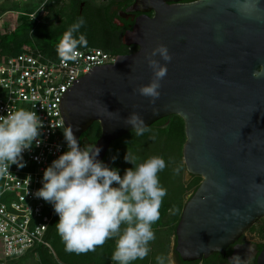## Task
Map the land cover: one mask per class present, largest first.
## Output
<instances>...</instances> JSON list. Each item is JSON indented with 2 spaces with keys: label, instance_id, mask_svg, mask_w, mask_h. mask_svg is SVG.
Masks as SVG:
<instances>
[{
  "label": "water",
  "instance_id": "95a60500",
  "mask_svg": "<svg viewBox=\"0 0 264 264\" xmlns=\"http://www.w3.org/2000/svg\"><path fill=\"white\" fill-rule=\"evenodd\" d=\"M179 1L134 0L129 11L140 15L122 43L137 50L73 81L61 95L59 113L78 142L99 124V161L112 142L134 131L126 124L131 113L147 128L180 117L182 162L186 174L201 181L182 207L169 264H178L175 254L189 263L225 255L230 246L227 263L239 255L247 264H264V245L258 252L244 236L264 218V0ZM159 44L172 60L154 57L168 71L153 105L135 89L150 83L145 54Z\"/></svg>",
  "mask_w": 264,
  "mask_h": 264
},
{
  "label": "clouds",
  "instance_id": "9594fccd",
  "mask_svg": "<svg viewBox=\"0 0 264 264\" xmlns=\"http://www.w3.org/2000/svg\"><path fill=\"white\" fill-rule=\"evenodd\" d=\"M85 23L80 17L60 38L56 52L62 62L77 61L79 49L88 46L86 35L80 31ZM157 55L165 62L172 60L163 44L146 53L153 77L150 83L135 89L141 96L150 98L153 105L161 95V80L168 71L166 64L154 58ZM126 124L133 126L137 136L148 131L143 118L136 112L130 114ZM42 127L35 111L20 109L0 116V176L9 172L11 164L25 166L22 153L30 150L34 141L39 146ZM62 127L69 150L45 169L43 187L36 196L54 206L59 216L55 226L65 251L87 254L115 239L111 259L116 264L143 260L156 239L152 226L160 219L162 201L167 195L158 175L166 167L165 160L151 156L137 163V157L127 152L125 161L134 167L126 169L121 177L118 170L97 160L100 148L94 145L81 148L72 127ZM175 171L179 173V168ZM232 213L239 215L236 209H232ZM228 264H247V261L233 255Z\"/></svg>",
  "mask_w": 264,
  "mask_h": 264
},
{
  "label": "built area",
  "instance_id": "2783aa9c",
  "mask_svg": "<svg viewBox=\"0 0 264 264\" xmlns=\"http://www.w3.org/2000/svg\"><path fill=\"white\" fill-rule=\"evenodd\" d=\"M21 19L37 21L34 14ZM77 61H52L37 49L5 55L0 50V116L25 109L35 111L43 123L39 146L34 141L22 153L24 167L11 164L0 176V264L37 254L39 248L52 252L45 233L54 206L36 196L43 187V173L52 162L68 151L63 134L65 124L58 105L61 95L73 81L92 67L110 65L116 55L98 48H80ZM2 262V263H1Z\"/></svg>",
  "mask_w": 264,
  "mask_h": 264
},
{
  "label": "trees",
  "instance_id": "16d2710c",
  "mask_svg": "<svg viewBox=\"0 0 264 264\" xmlns=\"http://www.w3.org/2000/svg\"><path fill=\"white\" fill-rule=\"evenodd\" d=\"M84 0H75L72 3L70 10L65 9V11H55L54 14L58 15L65 13V19H59L57 24H49L48 20L50 17V12L48 8L47 15L42 18H38V21H21L19 25H15V21H6L5 28H0V50L5 55H15L20 50L31 51L37 49L41 52L43 56L52 60L58 61L60 58L56 52V45L58 44L60 38L63 33L80 17L85 19V25L80 29L82 33H84L88 40V46L82 48H98L110 54H117L121 51H116L111 46V40H108V35L106 34V30L103 28L100 22L101 13L106 11L109 7L107 5L104 8L97 7L91 1H85V9L82 12V16L78 15V3ZM69 11V12H68ZM49 13V14H48ZM37 19V20H38ZM16 30L14 32V36L9 38L10 31ZM28 46H25L26 44ZM81 48V49H82ZM136 47H134V50ZM89 137L88 140L92 145L96 142V140L100 136V127L98 123H93L89 129ZM130 135H136L134 131L129 132L123 137L115 140L109 146L107 153L105 154L103 161H109V168H114L118 170L121 177L125 174V170L128 168H133L134 165L125 161V156L127 152L136 156L137 159H143L145 156V146L139 141H128L127 137ZM137 138H141L142 142L152 140L149 145L151 146L150 153L152 156H160L165 160L166 167L170 164H173L176 159L181 157V150L185 140L184 136V124L180 117L178 116H169L165 117L161 120H158L150 127H148V131L144 132L141 136H135ZM154 138V139H153ZM155 149V150H154ZM160 150V154L158 150ZM171 154V156H170ZM115 157V159H113ZM147 157H151V155H147ZM140 161V160H139ZM165 167V168H166ZM176 169V168H175ZM176 173V171H175ZM177 177V176H175ZM193 180L189 184V187L192 188L190 196L196 190L197 186L200 183V177H192ZM181 193V191H180ZM180 193L178 195L177 201L179 202L178 212L176 213V217L172 219L174 221V229L179 220L180 213L182 210ZM169 202L163 198L160 212V219L165 214L166 210L169 207ZM160 219L158 221H160ZM59 222V216L55 213L53 219L47 228L45 233V240L50 244L51 248L55 252V257L51 255V253L43 248H39L37 250V254H29L18 260L19 263L24 262L25 260H36V264H115L109 263L111 261L112 253L115 247V239L108 240L104 245L103 249H96L94 252H89L87 254H75L68 253L65 251V246L61 237L59 236L56 224ZM262 236H264V229L260 232ZM155 242V240L153 241ZM263 244H257L256 248L259 252L263 247ZM161 246L164 247L162 241ZM36 256V259L34 258ZM15 262V261H12ZM17 262V261H16ZM145 262V261H144ZM179 262H181L179 260ZM147 263V260L144 264Z\"/></svg>",
  "mask_w": 264,
  "mask_h": 264
},
{
  "label": "rangeland",
  "instance_id": "374dc122",
  "mask_svg": "<svg viewBox=\"0 0 264 264\" xmlns=\"http://www.w3.org/2000/svg\"><path fill=\"white\" fill-rule=\"evenodd\" d=\"M102 1L103 0H97L98 3H101ZM44 3H45V0H0V28H5L6 21H15L14 24L16 25L17 17L19 14H34L38 18L40 16L45 15V12H44L45 9L42 11ZM45 7H46V12H48V8L50 9L49 10L50 17L48 20L49 24H52V25L56 24L59 21V19L62 17V15L61 14L55 15L54 12L55 11L60 12L64 10L62 8V5L59 3V0H48L46 1ZM21 20L25 21V19H21ZM18 22H20L19 19H18ZM14 32H16V30L8 32L9 38L15 35ZM28 45L29 44L27 43L25 46H28ZM135 136L137 135H130L129 137H127L126 140L128 141L138 140L139 143L145 146V153H144L145 156L143 159H137V163H139V162H143L144 160H146L145 158L148 154L152 156V154L150 153V151L152 150L151 149L152 144L149 145V143L152 140L145 141L144 143V141L142 142L141 138L139 139ZM160 152L161 151L158 150L159 154ZM175 168L176 169L179 168V173L177 172L175 173V170H176ZM158 175H159V180H160L161 185L167 189V195L164 197V199L169 201V202H166L169 204V207L166 210L165 214L161 217L160 221H157L152 226L153 231L155 232V235H156V239H155V242H151L150 244V249H151L150 252L143 260H137L133 262V264H144L146 260H147L146 264H160L161 260H163V264H169L170 246H171V241H172V237L174 233V225H175L172 219L176 217V213L178 212V208H179V202H176V201L181 191L180 198H181V204L183 207V205L188 200L191 194L192 188L189 187V184L191 183L193 178L189 177L186 174V171H185V168L182 162V157H179L178 159H176V161L173 164H170L169 166H167ZM113 186H117V185H113ZM160 212H161V208H160ZM263 229H264V218H260L254 224H252L246 230V232H244L245 241L254 242L256 244H263L264 236H262L260 233L263 231ZM161 241L164 247L161 246ZM96 249L102 250L103 246L97 247ZM51 255L55 257L54 256L55 252L53 249H52ZM34 258L36 259V256ZM35 261L34 260L30 261L27 259L22 263H19L18 261L17 262L9 261V262H5L4 264H36ZM110 262L115 263L113 260L111 261L109 260V263Z\"/></svg>",
  "mask_w": 264,
  "mask_h": 264
},
{
  "label": "flooded vegetation",
  "instance_id": "af4514ba",
  "mask_svg": "<svg viewBox=\"0 0 264 264\" xmlns=\"http://www.w3.org/2000/svg\"><path fill=\"white\" fill-rule=\"evenodd\" d=\"M46 1L44 3L42 11L45 9V15L40 16L45 17L47 15L46 12ZM85 1H81L78 3V15L82 16V12L85 9ZM91 1L94 5L100 8H104L107 5H109L108 9L106 11H103L101 13L100 22L103 28L106 30V34L108 35V40H111V46L116 51H121L120 53L114 54V55H124V54H130L137 50V47L132 46H124L122 43V37L124 33L128 30H130L134 24V20L140 15L139 13H133L130 10L132 4L134 3V0H103L101 3H98L97 0H87ZM195 0H180L179 3H189ZM75 0H59V3L62 5V8L70 10L72 3H74ZM66 12V11H65ZM69 12V11H68ZM153 12L147 13V16L152 17ZM35 17L38 19V17L35 15ZM39 17V18H40ZM61 19H65V13L61 17ZM38 23L40 20H37ZM58 23V22H57ZM56 23V24H57ZM134 47L136 49L134 50ZM89 137V131H86L80 136V142L79 145L81 148H83L85 145H92L91 142L88 140ZM102 163H105L107 161H101ZM243 236L238 239L236 243H242ZM232 246L228 247L226 250L225 255L214 253L210 255L208 258L202 260V261H194L189 263H183L179 262V259L176 256V259L178 261V264H228L226 262L227 256L231 253Z\"/></svg>",
  "mask_w": 264,
  "mask_h": 264
}]
</instances>
